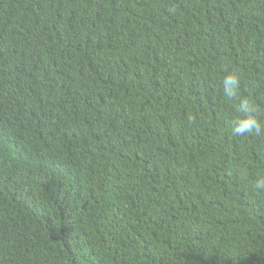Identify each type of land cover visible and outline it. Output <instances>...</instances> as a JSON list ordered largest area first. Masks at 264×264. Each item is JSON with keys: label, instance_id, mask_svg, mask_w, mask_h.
I'll list each match as a JSON object with an SVG mask.
<instances>
[{"label": "trees", "instance_id": "1", "mask_svg": "<svg viewBox=\"0 0 264 264\" xmlns=\"http://www.w3.org/2000/svg\"><path fill=\"white\" fill-rule=\"evenodd\" d=\"M264 0H0V264H264Z\"/></svg>", "mask_w": 264, "mask_h": 264}, {"label": "clouds", "instance_id": "2", "mask_svg": "<svg viewBox=\"0 0 264 264\" xmlns=\"http://www.w3.org/2000/svg\"><path fill=\"white\" fill-rule=\"evenodd\" d=\"M221 85L226 97L237 99L236 114L230 121L231 132L235 136L264 135V124L257 118V108L251 97L240 94L241 78L238 72L225 70ZM256 191L264 190V177L257 178L252 185Z\"/></svg>", "mask_w": 264, "mask_h": 264}]
</instances>
